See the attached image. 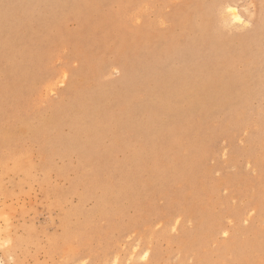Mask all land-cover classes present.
<instances>
[{"label":"rangeland","instance_id":"374dc122","mask_svg":"<svg viewBox=\"0 0 264 264\" xmlns=\"http://www.w3.org/2000/svg\"><path fill=\"white\" fill-rule=\"evenodd\" d=\"M0 263L264 264V0H0Z\"/></svg>","mask_w":264,"mask_h":264},{"label":"bare ground","instance_id":"6f19581e","mask_svg":"<svg viewBox=\"0 0 264 264\" xmlns=\"http://www.w3.org/2000/svg\"><path fill=\"white\" fill-rule=\"evenodd\" d=\"M234 8L233 10H229V12L231 13L232 12V19H234L235 22H241V18L236 14V11L234 12ZM231 18V17H230ZM234 22V23H235ZM1 264V263H0Z\"/></svg>","mask_w":264,"mask_h":264}]
</instances>
